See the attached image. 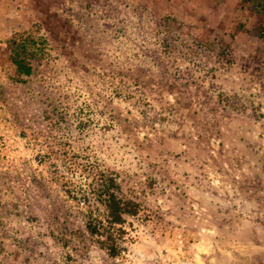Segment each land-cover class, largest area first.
Instances as JSON below:
<instances>
[{
    "label": "rangeland",
    "instance_id": "1",
    "mask_svg": "<svg viewBox=\"0 0 264 264\" xmlns=\"http://www.w3.org/2000/svg\"><path fill=\"white\" fill-rule=\"evenodd\" d=\"M108 179L140 205L114 258L86 229ZM0 264H264V8L0 0Z\"/></svg>",
    "mask_w": 264,
    "mask_h": 264
},
{
    "label": "trees",
    "instance_id": "2",
    "mask_svg": "<svg viewBox=\"0 0 264 264\" xmlns=\"http://www.w3.org/2000/svg\"><path fill=\"white\" fill-rule=\"evenodd\" d=\"M251 10L260 12L264 8L263 0H245ZM10 50V62L15 67L17 80L30 77L33 73V61H40L45 56L48 46L47 40L38 33L13 34L7 40ZM98 196L104 207L101 219L92 215L88 217L86 229L90 236L95 237L99 246L107 251L109 257L118 256L120 247L118 239L124 234L120 228L126 222V217L136 216L139 212V203L122 197L121 187L115 179L103 182Z\"/></svg>",
    "mask_w": 264,
    "mask_h": 264
}]
</instances>
